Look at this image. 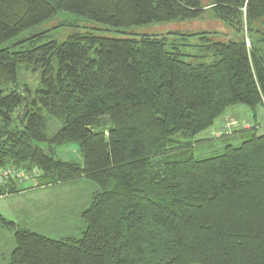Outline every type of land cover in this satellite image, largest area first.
Returning a JSON list of instances; mask_svg holds the SVG:
<instances>
[{"label": "trees", "instance_id": "16d2710c", "mask_svg": "<svg viewBox=\"0 0 264 264\" xmlns=\"http://www.w3.org/2000/svg\"><path fill=\"white\" fill-rule=\"evenodd\" d=\"M206 8L235 31L205 40L212 64L147 35L58 43L41 33L29 48L5 46L60 12L128 29L198 20ZM262 18L264 0H0V170H37V188L79 179L99 188L80 239L17 229L8 264H264V134L256 124L223 131L221 151L195 155L227 109L245 106L256 122L264 35L252 26ZM22 69L40 72L34 90L19 85ZM68 145L81 164L56 158ZM19 187L8 181L0 197ZM0 225L16 228L1 215Z\"/></svg>", "mask_w": 264, "mask_h": 264}, {"label": "rangeland", "instance_id": "374dc122", "mask_svg": "<svg viewBox=\"0 0 264 264\" xmlns=\"http://www.w3.org/2000/svg\"><path fill=\"white\" fill-rule=\"evenodd\" d=\"M210 1L200 0V3L206 7ZM206 9L203 17L198 20L152 23L128 29H113L95 23L85 17L60 12L42 25L22 32L5 46L16 45L15 50L22 49L23 46H25L23 49L29 48L31 45L28 40L33 38V41H35L37 38H34V36L41 33H44L41 42L56 41L58 43L64 42L71 34L77 33L117 39L126 37L139 38L147 35L166 38V49L170 51L175 47L178 48L184 55L190 57L187 61L192 64H212L217 59L204 48L206 46L205 40H208V42L226 43L232 39L235 31L228 24L215 18L211 10ZM252 28L254 31L257 30L261 35H264V18L256 21ZM250 35L252 37L259 36L256 33L254 35L250 33ZM39 77L40 72L38 70L22 69L19 72L18 83L20 86L26 85L31 90H34L38 84ZM231 114H234L232 117L235 120L241 122L240 125L242 127L248 126L252 128L254 124H257V135L264 134V104L257 109L256 122L253 121L249 109L242 105L227 109L218 120H222ZM233 120L229 119V122L231 123ZM233 126L237 125L234 124ZM213 127L209 130L210 138L214 139L212 144L199 145L195 151L196 157H206L216 151H221V149H216L221 147H219L217 142L223 140L217 138L219 131L213 130ZM234 128L226 127L224 131L229 133L228 131L231 132ZM251 133L254 132L251 131L249 134ZM202 135H199V137ZM232 141L230 140L229 142L234 145L242 142V140H238V142ZM222 143L228 144V142L224 141ZM210 145H215V147H210V150H207ZM213 149L216 150L213 151ZM56 158L63 161L82 163L77 145H68L58 149ZM21 182L17 180V183L21 185L20 193L0 197V215L7 222L14 223L16 227L14 229L0 225V264L9 263L11 253L16 247L15 231L17 229L28 230L53 241H60L68 237L80 239L87 227L86 222L82 218V213L89 208L93 197L99 192L98 186L87 179H79L65 184L42 188H37L36 182L33 180ZM32 187L33 189H29Z\"/></svg>", "mask_w": 264, "mask_h": 264}, {"label": "built area", "instance_id": "2783aa9c", "mask_svg": "<svg viewBox=\"0 0 264 264\" xmlns=\"http://www.w3.org/2000/svg\"><path fill=\"white\" fill-rule=\"evenodd\" d=\"M39 172L37 170L32 171H23L17 170L14 168H6L0 170V187L6 184L8 181H29L33 180L35 176H37ZM21 182V183H22Z\"/></svg>", "mask_w": 264, "mask_h": 264}, {"label": "crops", "instance_id": "0c3cea01", "mask_svg": "<svg viewBox=\"0 0 264 264\" xmlns=\"http://www.w3.org/2000/svg\"><path fill=\"white\" fill-rule=\"evenodd\" d=\"M232 115H234V114H231V115H230L231 117H230V116H226V118H223L222 120H218V119H219V118H218V119H217L218 121H217V120H216L217 122L215 121L216 123L214 124L215 126L213 127V130H215L216 132L219 131V134H221V132H223V131L226 129V127H235V128L232 130V132L235 131V129L240 130V129H244V128H245V129H248V128H249L248 126L242 127V126L240 125L241 122L238 121V120H235V118H233ZM229 119H230V120H231V119H232V120L234 119L235 121L233 120V122L230 123V122H229ZM234 124L237 125V126H233ZM246 125H247V124H246ZM237 130H236V131H237ZM209 133H210L209 130L206 131V132H204L203 135L200 136V138H206L207 136H208L207 138H210ZM20 187H21V185H20ZM20 187H19V188H20ZM32 188H33V187H32ZM32 188H29V189H32Z\"/></svg>", "mask_w": 264, "mask_h": 264}, {"label": "bare ground", "instance_id": "6f19581e", "mask_svg": "<svg viewBox=\"0 0 264 264\" xmlns=\"http://www.w3.org/2000/svg\"><path fill=\"white\" fill-rule=\"evenodd\" d=\"M255 125V124H254ZM257 125V124H256ZM261 128V127H260ZM252 130V129H251Z\"/></svg>", "mask_w": 264, "mask_h": 264}]
</instances>
